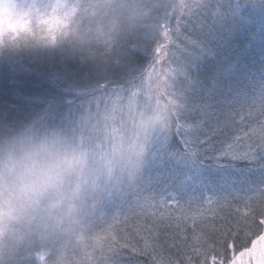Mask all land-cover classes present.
Returning a JSON list of instances; mask_svg holds the SVG:
<instances>
[{"label":"trees","instance_id":"16d2710c","mask_svg":"<svg viewBox=\"0 0 264 264\" xmlns=\"http://www.w3.org/2000/svg\"><path fill=\"white\" fill-rule=\"evenodd\" d=\"M180 1L173 14L168 0H76L55 46L0 51V134L55 133L87 151L91 166L70 220L43 234L29 229L7 264H37L39 253L46 264H153V256L187 264L178 246L195 244L193 221L166 242L152 225L193 212L206 241L196 246L223 248L228 259L264 231L259 165L196 143L216 120L252 135L262 118L264 0ZM178 111L187 122L180 135L171 131ZM222 175L227 203L192 191ZM207 261L221 256L209 250Z\"/></svg>","mask_w":264,"mask_h":264},{"label":"clouds","instance_id":"9594fccd","mask_svg":"<svg viewBox=\"0 0 264 264\" xmlns=\"http://www.w3.org/2000/svg\"><path fill=\"white\" fill-rule=\"evenodd\" d=\"M77 11L76 0H0V51L55 46ZM90 179L87 151L59 135L0 134V264L29 229L43 234L69 221ZM45 257L39 253L37 264ZM229 264H264V232L249 237Z\"/></svg>","mask_w":264,"mask_h":264},{"label":"snow or ice","instance_id":"6c2138e0","mask_svg":"<svg viewBox=\"0 0 264 264\" xmlns=\"http://www.w3.org/2000/svg\"><path fill=\"white\" fill-rule=\"evenodd\" d=\"M179 24V21L177 22ZM157 55H159L161 48L157 45ZM260 116L262 117L260 120L256 122L257 127H253L250 131L252 135L248 132H242V130L236 125L235 120H216L207 128H201L205 134L200 136L196 143L203 145L206 150H211L214 152L216 158H227L230 161L236 160H248L249 162L255 163L259 165L260 178L257 181V184H264V102H261L260 108ZM243 117H240L241 122H243ZM202 121L207 122L208 117L205 115L201 117ZM175 131L178 135L187 131V122L182 121L180 112L176 113L173 128L171 131ZM259 130L260 135L255 136V133ZM249 141L248 143H241V141ZM239 144L242 151L233 150L234 145ZM225 180V176H220L211 182H203L198 188H194L193 192H204V191H214L217 193L218 202L227 203L230 192L225 190V184L223 181ZM243 189H235L236 192H240ZM264 191V189H261ZM173 198L177 197L175 193L170 194ZM185 195L189 196V205L192 204V201L196 199L191 196L189 193ZM235 198V197H233ZM151 199V194L145 197V200ZM123 198H121V201ZM180 208L183 210L185 205L180 203V200H174ZM115 219V217L113 218ZM191 219L193 221V240L195 244H189L186 240H181L178 246L179 249H182L188 256L187 264H193V260L197 257H200L199 264H208L207 261V251L214 250L217 251L221 256V264H229L228 258L224 254V249H214L213 246H209L207 250L203 247H197L196 245H203L206 241L202 236L195 234V228L199 227L195 223L197 220V214L193 212L191 216L184 214L181 217H178L174 223L169 222L168 224H164L162 221L159 223H153V228H160L161 237L158 239H162L163 241L168 240L167 232L171 231L173 238L180 236L182 230L187 228V221ZM227 223V222H226ZM248 226V225H246ZM111 227V225H109ZM230 227V225H228ZM261 227H264V220L261 221ZM223 235H227V231L223 233ZM233 237L235 238V233H233ZM114 239V238H113ZM228 248H232L233 244H228ZM162 250V247H161ZM153 264H170V261H166L164 259H157L156 256H153ZM213 261H215V257H213Z\"/></svg>","mask_w":264,"mask_h":264},{"label":"rangeland","instance_id":"374dc122","mask_svg":"<svg viewBox=\"0 0 264 264\" xmlns=\"http://www.w3.org/2000/svg\"><path fill=\"white\" fill-rule=\"evenodd\" d=\"M168 4L170 5H172L173 6V8H172V13L174 14V13H177V12H179L180 10H181V4H182V2L180 1V0H173V2L171 1V0H168ZM167 17H170L171 19H172V17L170 16V13H169V15L167 16ZM103 86V85H102ZM101 86V87H102ZM100 87V88H101ZM92 96H94V95H92ZM91 96V97H92ZM264 232V231H263ZM231 258V257H230ZM230 258L228 259V260H230ZM218 264H221V263H218Z\"/></svg>","mask_w":264,"mask_h":264}]
</instances>
